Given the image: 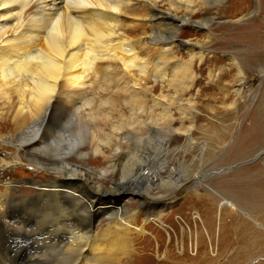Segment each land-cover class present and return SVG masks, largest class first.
<instances>
[{
  "label": "bare ground",
  "instance_id": "bare-ground-1",
  "mask_svg": "<svg viewBox=\"0 0 264 264\" xmlns=\"http://www.w3.org/2000/svg\"><path fill=\"white\" fill-rule=\"evenodd\" d=\"M223 1L0 0V146L15 152L16 162L26 161L51 174L29 180L36 187L30 201H40L34 203L43 207L40 217L55 216L62 225L55 233L63 231L68 237L40 245L41 253L27 259L18 250L11 264H41V256L52 249L58 257L44 264H132L135 239L146 233L144 226L138 228V197L172 195L208 165L203 163L210 133L204 129L202 137L198 135L197 98L187 96L199 76L193 62L204 59L205 48L200 47L205 43L183 39L180 30L186 22L215 20L209 14L198 19L196 14L207 16V9ZM257 2L258 12H264V3ZM259 29L253 24L237 42L264 45ZM179 45L187 48V61L171 48ZM233 69L226 70L227 77H235L239 86L246 74L239 62ZM153 76L162 84L159 96L149 91ZM241 90L232 92L237 96ZM236 96L229 108L237 105ZM168 161L198 164L193 171L189 165L183 167L177 176L167 169ZM251 190L255 200H264V188ZM247 193L242 189L240 195ZM217 198L215 208L192 205L210 235L217 228L218 210L224 215V204L244 212L231 196L219 191ZM144 203L152 207L148 217L161 223L165 208ZM253 204L246 213L255 222L238 217L230 226L234 231L244 223L249 229L258 223L263 230H258L254 243L260 247L264 207ZM1 205L0 210L6 208ZM223 218L221 230L228 225L222 224ZM98 224L102 226L95 230ZM248 242L241 245L246 256Z\"/></svg>",
  "mask_w": 264,
  "mask_h": 264
},
{
  "label": "rangeland",
  "instance_id": "rangeland-1",
  "mask_svg": "<svg viewBox=\"0 0 264 264\" xmlns=\"http://www.w3.org/2000/svg\"><path fill=\"white\" fill-rule=\"evenodd\" d=\"M260 1L264 3V0ZM218 4V6L207 9V16L196 14L198 19L208 17L209 14V17L213 16L215 20L210 23L209 21L193 22V24L186 22L185 26L182 24L180 30V37L183 39L199 40L205 43L200 47L205 48L200 49L204 53V61L195 58L193 62L199 76H197L195 88H192L187 96L192 94L197 98L196 107L200 112L197 115L198 135L202 137L204 129L210 133L206 134L209 140L203 164L209 165L210 163L211 165H207L191 176L172 195L158 199L147 195L138 197L142 206L140 209L142 212L138 214L140 224L138 228L144 226L146 233L140 234L139 238L135 239L137 251L133 255L132 264H264V245L260 243L262 240L258 242L260 247L254 243L255 235L263 227L254 223V228L249 229L247 223H244L233 231L230 226L238 217L243 220L247 219L246 221L251 223L253 220L247 217L246 212L254 206V202H256V207L261 206V209L264 207V200H255L254 194L251 193V189L264 188V72H262L264 45L258 47L245 44L244 41L237 42L239 41L237 38L245 34L255 23L261 26L259 30L264 35V12H258L257 0H245V2L244 0H224ZM247 4H250L249 7ZM215 10H220L219 15ZM242 15H244L243 18ZM178 47L172 46L171 48L177 57L187 61L190 58L187 48L180 47V45ZM234 62H239L246 74L245 82L241 81L242 84L239 83V86L235 77L230 79L226 74V70L229 69L235 72ZM150 80L152 87L149 91L153 94L154 92L151 91L153 90L155 95H161L162 90L159 89L162 84L159 79L157 82L153 76ZM237 87L242 90L236 96L232 90ZM235 96L238 103L229 108L227 104L231 103ZM149 102H151L150 99ZM258 117L262 119L258 121ZM8 150L0 146V202L6 206L1 209L2 211L0 210V251L3 250L0 252V264L14 262L18 250H22L23 257L26 256L24 259H27L31 257V253H41L40 245L47 244V242L55 244L61 237L66 236V240L68 238L67 233L63 231L55 233L57 226L62 227L58 221L53 220L55 216L40 217L43 207L35 205L40 201L33 203L30 201V195L36 187L29 180H41L51 174L39 167L37 169L35 165L26 161L16 162L15 152ZM199 162L203 166L201 161ZM182 164L175 165L168 161L166 167L175 175L180 176L185 171L183 167L189 165L188 167L193 171L198 162ZM236 172L239 173L236 174ZM222 181V184L218 183ZM8 184H11L10 187ZM222 189L225 190L222 191ZM242 189L248 191V196L240 195ZM219 191L224 193L228 199L231 196L239 201L244 212L240 211V208H231L224 204V215L221 216L218 210L217 228L210 235L202 216L192 205L199 203L206 204L208 208H215L219 200L217 198ZM25 198L28 199L25 200ZM147 201L153 202L158 209L165 208L164 220L161 223L152 221L153 219L148 217V211L152 207L151 204L144 203ZM68 204L69 209L71 204L70 202ZM33 205L35 207L32 209ZM223 216L222 224L226 222L228 225L221 230L219 219ZM106 217L107 215L102 218V225ZM8 222H12L14 226H9ZM99 225H95L94 229H100L102 225ZM18 227H20L19 230L15 229ZM224 237L229 241H224ZM42 238L45 242H42ZM247 239L250 244L248 256H246L244 247L241 246ZM197 240L203 241L198 244ZM64 243L63 241V246ZM205 252L207 256L204 258L202 254ZM56 257L58 254L52 249L50 253L41 256L43 262L41 264L52 261Z\"/></svg>",
  "mask_w": 264,
  "mask_h": 264
}]
</instances>
